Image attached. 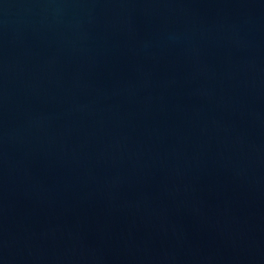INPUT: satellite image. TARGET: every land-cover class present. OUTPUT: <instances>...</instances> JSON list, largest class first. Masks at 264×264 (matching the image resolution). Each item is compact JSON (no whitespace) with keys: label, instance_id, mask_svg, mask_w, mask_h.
<instances>
[{"label":"water","instance_id":"obj_1","mask_svg":"<svg viewBox=\"0 0 264 264\" xmlns=\"http://www.w3.org/2000/svg\"><path fill=\"white\" fill-rule=\"evenodd\" d=\"M0 264H264V0H0Z\"/></svg>","mask_w":264,"mask_h":264}]
</instances>
